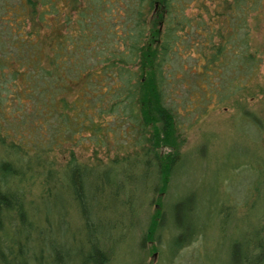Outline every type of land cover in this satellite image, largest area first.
I'll use <instances>...</instances> for the list:
<instances>
[{
    "label": "trees",
    "instance_id": "trees-1",
    "mask_svg": "<svg viewBox=\"0 0 264 264\" xmlns=\"http://www.w3.org/2000/svg\"><path fill=\"white\" fill-rule=\"evenodd\" d=\"M263 5L0 0V264H109L108 242L115 239H100L89 201L106 188L117 196L121 185L112 179L153 180L154 207L142 236L150 241L164 224L159 198L181 158V118L195 121L211 101L247 90L258 74L254 33ZM254 123L264 134V123ZM84 142L116 155L86 166L70 153L55 169L52 153ZM60 179L87 234L80 245L66 244L62 217L47 213ZM185 201L178 202L183 226L194 222ZM197 230L178 232L174 250ZM254 235L243 257L232 245L231 264H264V212Z\"/></svg>",
    "mask_w": 264,
    "mask_h": 264
},
{
    "label": "rangeland",
    "instance_id": "rangeland-1",
    "mask_svg": "<svg viewBox=\"0 0 264 264\" xmlns=\"http://www.w3.org/2000/svg\"><path fill=\"white\" fill-rule=\"evenodd\" d=\"M254 38L261 50V63L247 90L236 92L221 104L211 101L206 113L195 121L181 118V158L159 198L165 211L164 224L150 241L142 236L154 207L152 179H112L121 185L117 196L113 197L106 188L89 201L92 217L99 222L100 239L107 234L112 241L115 239L108 242L109 264H231L232 245L243 257L247 244L257 239L254 231L264 212V134L254 120L264 123V5ZM70 153L86 166H100L116 155L113 149H95L85 142L82 146H65L50 156L55 169L68 160ZM64 184L65 180L60 179L52 185L47 213L54 219L62 217L65 225L60 232L66 244L80 245L87 234H83L75 210L69 208ZM254 184L256 192L251 191ZM86 189L90 196L91 185ZM183 199L194 218L185 226L182 223H186V216L178 203ZM181 224L183 229L179 231L177 225ZM109 225L113 229L108 233ZM194 227L198 230L191 240L174 250L178 232L186 237Z\"/></svg>",
    "mask_w": 264,
    "mask_h": 264
}]
</instances>
